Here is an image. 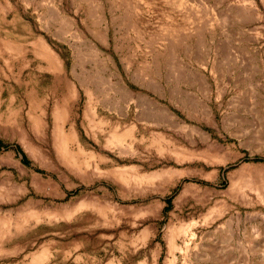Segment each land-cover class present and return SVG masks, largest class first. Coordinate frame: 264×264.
<instances>
[{
  "label": "rangeland",
  "instance_id": "1",
  "mask_svg": "<svg viewBox=\"0 0 264 264\" xmlns=\"http://www.w3.org/2000/svg\"><path fill=\"white\" fill-rule=\"evenodd\" d=\"M173 231L264 264V0H0V264H165Z\"/></svg>",
  "mask_w": 264,
  "mask_h": 264
},
{
  "label": "bare ground",
  "instance_id": "2",
  "mask_svg": "<svg viewBox=\"0 0 264 264\" xmlns=\"http://www.w3.org/2000/svg\"><path fill=\"white\" fill-rule=\"evenodd\" d=\"M34 53L36 55H39L42 57V59L44 60V62L46 63V66L48 68H57L59 67V62H58V59L57 57L55 56V54L51 51V49H49V47L42 41L40 42H35L34 43ZM63 81V80H62ZM65 84L69 85L66 81H65ZM129 92L127 93L126 92V96H128L127 98L129 99ZM66 105V104H65ZM166 109V108H165ZM65 110V106L64 105H61L59 107L56 108L55 112H54V116H55V123L58 124L59 122H62L63 121V117H62V112ZM163 111V110H162ZM165 112V116L168 120V122H170V124L172 126H184V123H181L179 120H177V118L171 114L168 110L164 111ZM162 112V113H164ZM95 119V114H92V117L91 119H89L90 121L93 120L94 121ZM61 127V126H60ZM192 128V127H191ZM132 128H127L125 126H121L120 123H117L116 125H114L112 128H111V133L109 135V137H111L112 139H116L118 140L120 137H122L123 135H128V134H131V130ZM196 129V128H195ZM61 131V128L59 129V132ZM68 137V135H65L64 138ZM62 138V137H60ZM162 138V137H161ZM66 141V140H65ZM64 142V141H63ZM62 142V143H63ZM59 145H60V142H59ZM61 149V148H60ZM178 149V147H177ZM62 150V149H61ZM66 150V149H65ZM68 150V149H67ZM70 151V150H69ZM71 152V151H70ZM73 153V152H72ZM66 156L67 157H71L72 155L66 151L65 152ZM76 154V153H75ZM74 154V155H75ZM118 175H120V177H124L122 176L121 174V171L120 172H117ZM153 173H150V174H147V175H144L143 177H146L147 179L151 178L154 176V174L152 175ZM233 184V183H232ZM33 214V213H32ZM31 216V215H30ZM37 216V215H36ZM4 218V217H3ZM181 231H173L169 234L168 236V240H167V247H168V257H166V262L165 264H174V261H175V250L176 249H181L179 248L177 245H176V242H175V239H176V236L180 233ZM43 248H41L39 251L35 252L32 256H31V259L29 261V263L27 264H37L39 263L40 261H42V258H43ZM186 250H187V247H186Z\"/></svg>",
  "mask_w": 264,
  "mask_h": 264
},
{
  "label": "crops",
  "instance_id": "3",
  "mask_svg": "<svg viewBox=\"0 0 264 264\" xmlns=\"http://www.w3.org/2000/svg\"><path fill=\"white\" fill-rule=\"evenodd\" d=\"M34 47H35V46H34V44H33V49H34Z\"/></svg>",
  "mask_w": 264,
  "mask_h": 264
}]
</instances>
